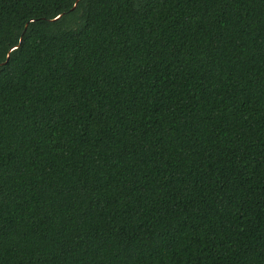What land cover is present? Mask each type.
I'll use <instances>...</instances> for the list:
<instances>
[{
    "label": "trees",
    "instance_id": "obj_1",
    "mask_svg": "<svg viewBox=\"0 0 264 264\" xmlns=\"http://www.w3.org/2000/svg\"><path fill=\"white\" fill-rule=\"evenodd\" d=\"M0 264H264V0H0Z\"/></svg>",
    "mask_w": 264,
    "mask_h": 264
},
{
    "label": "water",
    "instance_id": "obj_2",
    "mask_svg": "<svg viewBox=\"0 0 264 264\" xmlns=\"http://www.w3.org/2000/svg\"><path fill=\"white\" fill-rule=\"evenodd\" d=\"M77 5H78V4H75V8H77ZM60 17H61V16H59L57 19H59Z\"/></svg>",
    "mask_w": 264,
    "mask_h": 264
}]
</instances>
